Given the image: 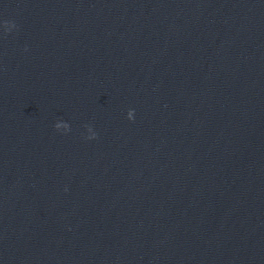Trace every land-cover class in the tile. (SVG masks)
Returning a JSON list of instances; mask_svg holds the SVG:
<instances>
[{
	"label": "water",
	"instance_id": "obj_1",
	"mask_svg": "<svg viewBox=\"0 0 264 264\" xmlns=\"http://www.w3.org/2000/svg\"><path fill=\"white\" fill-rule=\"evenodd\" d=\"M0 264H264V0H0Z\"/></svg>",
	"mask_w": 264,
	"mask_h": 264
}]
</instances>
